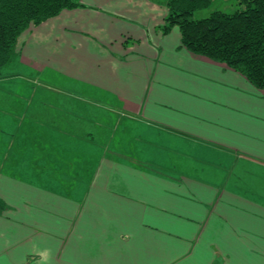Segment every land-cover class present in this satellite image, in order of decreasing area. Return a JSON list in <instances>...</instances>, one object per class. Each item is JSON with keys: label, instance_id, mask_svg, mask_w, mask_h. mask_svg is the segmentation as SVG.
<instances>
[{"label": "crops", "instance_id": "crops-1", "mask_svg": "<svg viewBox=\"0 0 264 264\" xmlns=\"http://www.w3.org/2000/svg\"><path fill=\"white\" fill-rule=\"evenodd\" d=\"M166 2L81 0L20 34L0 264H264V89L165 32Z\"/></svg>", "mask_w": 264, "mask_h": 264}, {"label": "trees", "instance_id": "trees-1", "mask_svg": "<svg viewBox=\"0 0 264 264\" xmlns=\"http://www.w3.org/2000/svg\"><path fill=\"white\" fill-rule=\"evenodd\" d=\"M212 2L167 0L163 30L178 25L183 44L193 54L225 63L264 89V0H239L233 12L217 9L206 17H193ZM79 5L81 0H0V73L25 29Z\"/></svg>", "mask_w": 264, "mask_h": 264}, {"label": "rangeland", "instance_id": "rangeland-1", "mask_svg": "<svg viewBox=\"0 0 264 264\" xmlns=\"http://www.w3.org/2000/svg\"><path fill=\"white\" fill-rule=\"evenodd\" d=\"M239 0H213L212 4L209 7L197 10L193 17L195 19L197 18H203L211 14L214 10L220 9L228 12H233L239 8ZM17 65L12 64L10 68H8V71L16 70ZM112 145L115 143L114 139H107ZM112 140V142H111ZM108 142V144H109ZM3 153V146L2 142L0 143V164H1V157Z\"/></svg>", "mask_w": 264, "mask_h": 264}]
</instances>
